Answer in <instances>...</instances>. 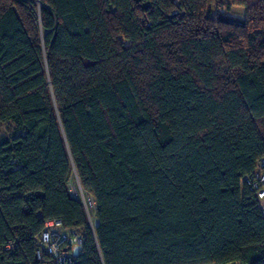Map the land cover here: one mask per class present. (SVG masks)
Wrapping results in <instances>:
<instances>
[{
    "label": "trees",
    "instance_id": "1",
    "mask_svg": "<svg viewBox=\"0 0 264 264\" xmlns=\"http://www.w3.org/2000/svg\"><path fill=\"white\" fill-rule=\"evenodd\" d=\"M211 1L0 0V264H264V0Z\"/></svg>",
    "mask_w": 264,
    "mask_h": 264
},
{
    "label": "built area",
    "instance_id": "2",
    "mask_svg": "<svg viewBox=\"0 0 264 264\" xmlns=\"http://www.w3.org/2000/svg\"><path fill=\"white\" fill-rule=\"evenodd\" d=\"M261 166L262 162H259L256 170L242 178L241 183L253 193L257 208L264 217V173ZM81 247L82 239L78 233L64 229L59 220H51L35 238V257L42 260L44 255H49L54 264H74ZM6 248L13 249V244L9 242Z\"/></svg>",
    "mask_w": 264,
    "mask_h": 264
},
{
    "label": "rangeland",
    "instance_id": "3",
    "mask_svg": "<svg viewBox=\"0 0 264 264\" xmlns=\"http://www.w3.org/2000/svg\"><path fill=\"white\" fill-rule=\"evenodd\" d=\"M229 6V9H226ZM231 2L229 0H212L209 4L210 13L213 15L217 11L227 14L233 20H240L244 16V12L239 7H230ZM242 16V17H240ZM14 135V128L11 124H0V142L10 139ZM70 193L77 197V192L80 193L81 189L78 187L77 183H71L69 185ZM80 196V195H79ZM90 199V198H89ZM86 199V208L89 212L93 213L94 204L92 200Z\"/></svg>",
    "mask_w": 264,
    "mask_h": 264
},
{
    "label": "bare ground",
    "instance_id": "4",
    "mask_svg": "<svg viewBox=\"0 0 264 264\" xmlns=\"http://www.w3.org/2000/svg\"><path fill=\"white\" fill-rule=\"evenodd\" d=\"M81 193V191H80ZM83 202L86 204V199L82 196ZM89 199V198H88ZM90 200V199H89Z\"/></svg>",
    "mask_w": 264,
    "mask_h": 264
},
{
    "label": "water",
    "instance_id": "5",
    "mask_svg": "<svg viewBox=\"0 0 264 264\" xmlns=\"http://www.w3.org/2000/svg\"><path fill=\"white\" fill-rule=\"evenodd\" d=\"M77 185H78V187L80 188V186H79V184H78V182H77ZM83 200V199H82ZM84 203V202H83ZM85 204V203H84ZM91 224V223H90Z\"/></svg>",
    "mask_w": 264,
    "mask_h": 264
},
{
    "label": "crops",
    "instance_id": "6",
    "mask_svg": "<svg viewBox=\"0 0 264 264\" xmlns=\"http://www.w3.org/2000/svg\"><path fill=\"white\" fill-rule=\"evenodd\" d=\"M240 17H242V16H240ZM242 18H243V17H242ZM242 18H241V19H242Z\"/></svg>",
    "mask_w": 264,
    "mask_h": 264
}]
</instances>
